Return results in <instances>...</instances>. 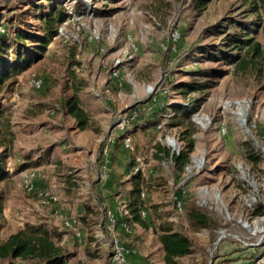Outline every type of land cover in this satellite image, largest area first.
<instances>
[{
	"label": "rangeland",
	"instance_id": "374dc122",
	"mask_svg": "<svg viewBox=\"0 0 264 264\" xmlns=\"http://www.w3.org/2000/svg\"><path fill=\"white\" fill-rule=\"evenodd\" d=\"M59 1L70 16L60 26L64 27L65 34L54 38L28 69L11 78L15 83L9 90L0 92L4 128L7 137L12 135L14 141L8 149L10 180L0 185L4 195L0 218L2 238L26 223L42 219V205L22 187L28 170L37 169L46 176L41 185L44 187L47 182L61 184L59 178L80 174L86 164L100 167L102 138L110 135L118 116L132 108L126 106L134 101L133 95L148 85H156L159 104L144 103L148 114L142 117L153 119L146 121L148 125L142 128L144 119L136 122L128 132L132 135L134 150L124 149L122 135H115L110 169L113 166L117 172L115 181L121 187L105 204L96 194L93 207L97 211L89 208L97 216L81 222L80 241L63 226L51 221L45 223L62 234L66 264L110 263L107 241L96 238L95 233L103 224L101 217L105 208L112 209L117 203L127 201L137 156L142 158L144 169L140 173L144 192L141 199L147 217L143 219L150 221L151 229L134 225L132 236L122 234L128 245L141 251L134 259L149 264V258H155L158 264H163L159 241L152 230L154 224L158 226L161 222L172 223L175 230L193 242L194 253L182 258L181 264H216V261L228 264L232 260L221 261V255L226 258L236 253L238 256L233 261L245 255H258L261 247L243 248L230 238L224 244L217 245V242L220 231L248 236L242 226L246 221L258 231H264V221L254 215L260 205L264 206V81L260 82L254 72L237 73L222 63L207 58L198 60L201 55L195 53L204 45L211 48L221 44L223 39L207 38L214 30L212 27L229 10L243 17L241 13L249 8L244 0H213L203 12L194 7V0H56ZM29 2L0 0V21L11 22ZM38 2L47 4L44 0ZM155 20L160 26H153ZM171 24L181 34L176 53L164 49L170 45ZM144 25L151 28L147 31ZM4 31L5 27H0V33ZM94 31L100 34V39L90 42L88 36ZM128 36L138 48L131 60L127 58L131 51ZM258 40L264 43L262 36ZM10 57L15 58V53L11 52ZM118 58L124 62L119 77L122 87L111 77ZM210 70L228 73L221 78L206 77L203 73ZM165 72L168 76L164 78ZM36 78L43 81L41 89L33 87L32 81ZM74 83L83 88L79 92L81 106L91 117L92 129L84 132L75 128L76 122L63 106ZM181 83H203L210 87L185 97L176 89ZM236 102L244 103L242 116H239L241 110L235 108ZM178 104L198 106L191 115L196 129L191 159L205 158L202 169L189 173L187 181V172L180 174L174 167L164 170L161 160L154 155L158 146L170 148L167 137L175 140L179 148L184 146L183 129L170 125L175 112L173 106ZM159 116L167 119L165 130L156 128ZM252 155L258 160H253ZM21 169L24 170L20 172ZM130 171L133 174L126 179ZM217 194L219 200L215 198ZM176 197L181 198V210L176 206ZM192 208L210 218L215 228L194 230L189 218ZM157 213L163 220L155 219ZM259 239L260 235L253 237L252 242L255 244ZM11 264L35 263L17 260Z\"/></svg>",
	"mask_w": 264,
	"mask_h": 264
},
{
	"label": "trees",
	"instance_id": "16d2710c",
	"mask_svg": "<svg viewBox=\"0 0 264 264\" xmlns=\"http://www.w3.org/2000/svg\"><path fill=\"white\" fill-rule=\"evenodd\" d=\"M38 1L31 0L28 7L20 9L11 22L10 20L0 21V27H5L4 33H0V92L9 90L15 83L11 81V78L28 69L32 62L44 53L48 44L58 36L59 27L70 17L62 1L44 0L47 2L46 5ZM212 1L194 0V7L203 12ZM244 3L249 8L241 13L244 14L243 17H238L235 10H229L221 21L212 27L214 30L207 38L223 39L221 44L212 45L211 48L204 45L200 52L195 53L201 55L197 58L198 60L207 58L209 61L222 63L229 69L233 68L237 73L254 72V76L263 82L264 43L259 41L258 37L264 38V0H244ZM249 17H252V20ZM35 22L38 24H34ZM11 52L15 53V58L10 57ZM227 73V71L210 70L203 74L209 78H221ZM209 87L203 83H181L176 86V89L187 97L193 93L203 92ZM82 89L80 84L74 83L69 89L71 94L64 100L63 106L65 112L76 122L75 128L84 132L92 129V123L90 115L81 106L79 92ZM200 100H198V105H200ZM191 107L179 104L173 106L175 112L170 125L183 129L181 141L184 146L179 154L172 153L170 148L162 146H158V152L154 154L161 161L171 160V167H174L180 174L190 164L191 154L196 145V140L193 138L196 129L191 115L193 109L198 106L193 104ZM3 118H5V112L0 103V148L3 149L0 152V185L10 180L7 164L8 149L14 143L12 135L7 137L8 132L4 128ZM251 158L258 160L254 155ZM23 170L21 169L20 172ZM66 182L69 188L77 186L70 179H66ZM129 182L132 185L126 202L131 214L129 222L149 230L151 229L150 221L141 216L143 180L140 173L132 175ZM179 195L182 197L181 193ZM3 199L4 195L0 192V218L4 210ZM159 210L160 208L156 212ZM263 213V205L254 211L255 216ZM157 216L155 219L160 221L159 213ZM189 218L194 230L214 229L216 226L210 218L195 208L189 210ZM161 220H163L162 217ZM81 222H87L86 216L81 218ZM152 230L161 244L164 264H181L182 258L194 253L192 240L183 232L175 230L172 223L161 222L158 226L154 224ZM62 238V234L45 223H26L6 238H2L0 231V264H11L17 260L30 261L35 264H66L67 254L66 248L62 245Z\"/></svg>",
	"mask_w": 264,
	"mask_h": 264
},
{
	"label": "built area",
	"instance_id": "2783aa9c",
	"mask_svg": "<svg viewBox=\"0 0 264 264\" xmlns=\"http://www.w3.org/2000/svg\"><path fill=\"white\" fill-rule=\"evenodd\" d=\"M66 23V22H65ZM153 26H160V23L155 20ZM81 29V27H78ZM145 30H149L151 26L144 25L143 27ZM58 36L60 37L65 34L64 27H60L58 30ZM170 45L165 47L164 49L169 51L170 53L177 52V43L181 38V34L178 29L171 24L170 27ZM100 39V34L96 31L91 32L88 36V41H97ZM127 42L130 44L131 51L127 56L128 60L133 58V55L138 51L136 44L134 43L133 39L128 36ZM124 62L121 58L115 60L114 69L111 73V77L117 80L118 86L122 87L123 82L120 80V72L121 67L123 66ZM168 76V72L164 73V78ZM33 87L36 89H41L43 87V81L41 79H34L32 81ZM166 92V91H165ZM145 96L146 102L139 101L135 107L129 109L127 113L121 114L120 117L116 120L110 135L108 138L103 141L104 145L101 147V166L97 168L95 172V178L99 182H105L109 179V171L110 166L112 164V146L116 142V134L122 135V147L126 150L133 151L134 150V143L132 135L128 132L132 128V126L141 120H146V118H142L147 116V104H159L158 102V87L156 85H148L145 87ZM146 103V105L144 104ZM189 108H191L190 104H186ZM250 106V105H248ZM243 107L244 103L236 102L235 108L241 110L239 116L243 115ZM165 117V116H164ZM163 116H159L156 118L157 124L156 128L159 130L166 129V121L167 119ZM167 143L172 150V153L179 154L181 148H179L175 142V140H170V137H167ZM135 162L137 163V167L134 169V173H142L143 169V160L139 156L135 157ZM205 162V158L201 159H191L190 164L186 167L185 172L186 174V181L189 179V173L192 171H199L202 169ZM161 168L164 170L169 169L172 166L171 160H165L160 162ZM10 169L8 168V171ZM46 181V176L42 174L37 169H31L27 171V174L24 176L22 187L26 194L35 196L40 204L45 207L57 205L61 203L62 200V186L61 184L47 182L46 186H41L43 182ZM185 183V181H184ZM206 193V192H205ZM141 196L144 197V192L141 193ZM219 194L215 196L217 200H219ZM204 201L207 199L204 198ZM176 206L179 210H181V200L179 197H176ZM103 216L101 217L103 224L99 225V229L95 233V237L101 240H106L107 245L110 248V263L111 264H131V259L140 254L139 250L128 245L127 242L123 239L122 234L126 236L133 235V224L129 222L131 219V214L127 208V204L124 203H117L114 208H105L103 211ZM142 218L147 217V212L145 209L141 210ZM259 220L264 221V214L259 215ZM230 218H227L229 221ZM63 226L65 229L72 231L75 237L80 241L82 237V231L80 230L81 221L78 217H62ZM242 226H244L249 235L241 237L236 234L226 233L225 231H220V237L218 238V244H223L226 239H232L238 243L243 248L250 247H261V251L256 256H251L249 258L248 264H264V231H258L253 224L249 223L248 221L242 222ZM263 232V233H262ZM247 233V234H248ZM260 239L254 244L252 242L253 237L259 236ZM254 248V249H255ZM149 264H158L155 258H149Z\"/></svg>",
	"mask_w": 264,
	"mask_h": 264
},
{
	"label": "crops",
	"instance_id": "0c3cea01",
	"mask_svg": "<svg viewBox=\"0 0 264 264\" xmlns=\"http://www.w3.org/2000/svg\"><path fill=\"white\" fill-rule=\"evenodd\" d=\"M132 98L134 101L131 104L127 105L126 108L133 107L134 105L138 104L139 101L146 102L147 100H146V96H145V89L138 92L137 95H133ZM125 103H127V102H125ZM120 115L118 116V118L120 117ZM152 119L153 118L144 120V123H141V128L147 126L148 123H146V121L152 120ZM107 138H108V136L106 138H102V142L105 141ZM115 147H116V142L112 146V153L113 154L115 151ZM120 167H123V166H120ZM80 170H81L80 174H75L74 176H70V177H66V178H59V180L61 182V186L63 187L61 203L57 204V205L49 206V207L42 206V209H44V211H42V214H40L41 215L40 218H42V219H39L36 223H47V222L51 221V222H54L55 225L63 226V222H62L63 216L78 217L80 219V221H81V218L85 217V216H86L87 220L90 217H96L97 216L96 214L94 215L93 212L90 213L91 208L94 209V211H97V209L93 207V205L95 203L94 201H95L96 194L102 199V201H101L102 204H105L106 202H108L109 200L112 199V198L111 199H109V198L118 191L117 189H119L121 187L120 185L118 186L117 181H115V179L118 180V177H116L117 172H115L113 170V166L109 171L110 177L105 182H99L98 180H96L95 172L97 170V167L95 165L90 166V165L86 164ZM125 170H126V168H125ZM70 173H72V172H70ZM132 174H133V172L130 171L128 173L126 179H128V177H130ZM66 179H70V181L75 182L77 185L78 184L81 185V187L79 186V188H78V186H75L74 188H69L68 183L66 182ZM89 207H91V208H89ZM62 228H64V226ZM66 231H69V230H66ZM64 239H66V238H64ZM63 243H65V240H63ZM136 249H138V248H136ZM159 251H160V254L162 256V261H163L164 253H163V250H162L160 243H159ZM139 252H141V251L139 250ZM235 255H236V253L234 255H231V257H226V258H224L225 255H221L222 258H220V259H222L221 261H225L226 259L228 261H231V260L233 261L234 258L236 256H238V255H236V256ZM135 257H137V256H135ZM248 257H250V255H245L242 257V259H239V260L237 259L236 261H233V262L231 261L228 264H248V261H249ZM133 259H134V257L131 259V264H144V262H142L143 261L142 259H140V260H138V259L133 260ZM217 263L218 262L216 261V264ZM109 264H111V263H109ZM222 264H223V262H222Z\"/></svg>",
	"mask_w": 264,
	"mask_h": 264
}]
</instances>
